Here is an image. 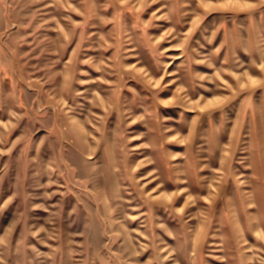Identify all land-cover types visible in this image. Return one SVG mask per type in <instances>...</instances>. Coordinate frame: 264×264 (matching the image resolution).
Returning a JSON list of instances; mask_svg holds the SVG:
<instances>
[{
	"label": "rangeland",
	"instance_id": "374dc122",
	"mask_svg": "<svg viewBox=\"0 0 264 264\" xmlns=\"http://www.w3.org/2000/svg\"><path fill=\"white\" fill-rule=\"evenodd\" d=\"M0 264H264V0H0Z\"/></svg>",
	"mask_w": 264,
	"mask_h": 264
},
{
	"label": "bare ground",
	"instance_id": "6f19581e",
	"mask_svg": "<svg viewBox=\"0 0 264 264\" xmlns=\"http://www.w3.org/2000/svg\"><path fill=\"white\" fill-rule=\"evenodd\" d=\"M186 96H189V97H191V93L189 92ZM189 103H192L193 101H192V98H190L189 99V101H188ZM187 103V102H186ZM178 172L179 173H182V172H184V170H182V169H178ZM180 180L182 181V184H181V186H179V185H176L175 187H176V191H179V193H180V197L179 198H177V199H173L172 200V203L173 204H179V203H181V202H183L182 200L184 199V206H186L187 208H189V210L191 209V207H192V204L194 203V201H195V199L193 198L195 195H201V191H199V190H195V189H193V187L189 184V182H191V178H190V176H185V177H182V178H180ZM185 180H187V181H185ZM184 185V186H183ZM213 186H215L216 187V185H213ZM220 187H221V185H218L216 188H218V192H217V194H216V198L217 197H219L220 195H221V190H220ZM184 189V190H183ZM229 198V197H228ZM215 203L212 205V206H210L209 208H208V210L209 209H212V210H217V205H218V202H219V198H217V199H215V201H214ZM230 202V201H229ZM232 202V201H231ZM220 203V202H219ZM225 209H227L226 211H231V209L232 210H235L236 208H235V205L234 204H232V203H227L226 204V208ZM239 209V208H238ZM226 211H224V212H226ZM234 212V211H233ZM208 214V213H207ZM243 224V223H242ZM241 224V219L239 218V220H236V221H233V223H232V225H233V227H232V229H233V231L235 232V233H237L238 231H239V233H241V232H244V226ZM204 226L206 225V223L204 222V224H203ZM259 228V225L258 224H250V230L251 231H255V233L256 232H258V229ZM244 238H246V237H244ZM237 240L239 241L240 239L239 238H237ZM246 240H247V238L246 239H244V240H240L241 242H239V243H242V242H246ZM241 247V246H240ZM239 247V248H240ZM245 248L246 247H242L241 248V252L243 251V250H245Z\"/></svg>",
	"mask_w": 264,
	"mask_h": 264
}]
</instances>
